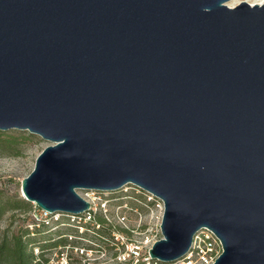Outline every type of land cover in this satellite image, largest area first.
<instances>
[{
    "label": "water",
    "instance_id": "1",
    "mask_svg": "<svg viewBox=\"0 0 264 264\" xmlns=\"http://www.w3.org/2000/svg\"><path fill=\"white\" fill-rule=\"evenodd\" d=\"M230 1L0 0V132L51 143L23 199L132 185L164 204L152 260L208 229L213 264H264V4Z\"/></svg>",
    "mask_w": 264,
    "mask_h": 264
},
{
    "label": "rangeland",
    "instance_id": "2",
    "mask_svg": "<svg viewBox=\"0 0 264 264\" xmlns=\"http://www.w3.org/2000/svg\"><path fill=\"white\" fill-rule=\"evenodd\" d=\"M263 1L232 0L227 6L233 8L242 2L253 6ZM0 133L3 134L1 139H12L15 142L11 149L0 148V193L24 200L21 183L33 171L37 157L51 143L27 131L11 130ZM133 187L132 185L125 187L128 188L127 192L124 191L125 188L115 192L78 190V195L84 200L94 199L93 203L96 207L94 219L87 225L90 229L88 232L83 229V233H80L75 227L79 225L72 224L63 215L59 223L52 221L45 228H36L40 223L36 221L34 215L38 212L36 213L35 205L28 202L29 213L15 212V217L12 219L9 214L3 217L0 233L7 228L17 233L20 228L27 227L31 233H35L31 237L34 236L32 238H35L39 244L43 245L46 242L50 245L57 244L44 251V258L49 264H64V260L66 264H147L145 258L149 257L151 244L162 237L157 229L156 217L146 212L132 199ZM81 226H84L83 223ZM37 231L41 233L36 234ZM48 239L50 241H47ZM62 241H64L62 244H58ZM145 242L148 243L142 244V249L132 257L127 247ZM40 254L41 251L35 248L34 255ZM36 263L43 262L38 258ZM166 264H181V262Z\"/></svg>",
    "mask_w": 264,
    "mask_h": 264
},
{
    "label": "built area",
    "instance_id": "3",
    "mask_svg": "<svg viewBox=\"0 0 264 264\" xmlns=\"http://www.w3.org/2000/svg\"><path fill=\"white\" fill-rule=\"evenodd\" d=\"M134 190L133 193V200H135L142 208L148 212L149 214L156 217V220L158 221L157 229L159 234H161L160 231V221L162 220V216L164 213V204L163 202L158 199L157 197L153 196L152 194H149L137 187L131 188ZM125 192L128 191V188H125ZM135 197V198H134ZM90 204V208L87 212L83 213L80 216H69V215H63L66 216L69 221L73 224L76 223L79 226H75L80 230V233H83V229H85L84 226H87L88 223L92 222L94 219V215L96 213V207L94 205V200L87 201ZM35 216V219L37 222L48 224L50 221L57 222L59 221L61 215L60 214H50L46 211L40 210L37 207ZM142 218V217H141ZM81 223H83L84 226H81ZM86 232L90 231V229H85ZM145 243H135L131 244L129 247H127L130 255L132 257L136 256L135 253L139 252L142 249V244ZM153 242L151 246L154 244ZM150 250V249H149ZM223 248L220 240L215 236V234L208 230V229H202L199 231L196 236L193 238L192 246L190 248V251L188 254L183 257L180 262L181 264H213L215 260L222 254ZM64 264H66V260H64ZM145 261H147V264H150L152 260L150 257L145 258ZM161 264V262L154 261L152 264Z\"/></svg>",
    "mask_w": 264,
    "mask_h": 264
},
{
    "label": "trees",
    "instance_id": "4",
    "mask_svg": "<svg viewBox=\"0 0 264 264\" xmlns=\"http://www.w3.org/2000/svg\"><path fill=\"white\" fill-rule=\"evenodd\" d=\"M3 134L0 133V148L11 149L15 142L11 139H1ZM30 204L25 200H18L8 196L7 194L0 193V226L1 221L4 216L11 215L10 219L14 218L15 212L20 214H26L30 212ZM36 226V228L42 227L45 228L52 223L50 221L48 224L41 223ZM56 223H59L57 221ZM79 230L78 228H76ZM85 229H89L85 226ZM41 232H36L39 234ZM35 233H31L29 228H20L17 233L11 232L10 228L5 229L0 233V264H38L36 260L40 258L42 260V264H49L48 260L44 258V251L51 248L53 245L57 244H47V242L43 245L39 244L35 238H32L31 235ZM47 241H50L48 239ZM64 241L58 243L62 244ZM54 247V246H53ZM38 248L41 251L39 256L34 255V249Z\"/></svg>",
    "mask_w": 264,
    "mask_h": 264
},
{
    "label": "bare ground",
    "instance_id": "5",
    "mask_svg": "<svg viewBox=\"0 0 264 264\" xmlns=\"http://www.w3.org/2000/svg\"><path fill=\"white\" fill-rule=\"evenodd\" d=\"M264 4V1L263 2H261V3H258L257 5H263ZM229 6H230V4H229ZM252 6V5H251ZM92 200H94V199H92Z\"/></svg>",
    "mask_w": 264,
    "mask_h": 264
}]
</instances>
